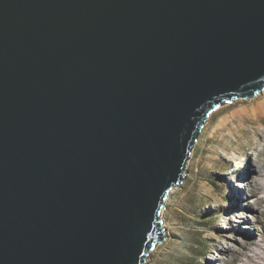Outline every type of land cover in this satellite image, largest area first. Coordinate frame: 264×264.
Returning <instances> with one entry per match:
<instances>
[{
	"label": "water",
	"instance_id": "obj_1",
	"mask_svg": "<svg viewBox=\"0 0 264 264\" xmlns=\"http://www.w3.org/2000/svg\"><path fill=\"white\" fill-rule=\"evenodd\" d=\"M264 89V0H0V264H144L210 114Z\"/></svg>",
	"mask_w": 264,
	"mask_h": 264
},
{
	"label": "rangeland",
	"instance_id": "obj_2",
	"mask_svg": "<svg viewBox=\"0 0 264 264\" xmlns=\"http://www.w3.org/2000/svg\"><path fill=\"white\" fill-rule=\"evenodd\" d=\"M160 217L164 239L144 264H264V89L210 114Z\"/></svg>",
	"mask_w": 264,
	"mask_h": 264
},
{
	"label": "bare ground",
	"instance_id": "obj_3",
	"mask_svg": "<svg viewBox=\"0 0 264 264\" xmlns=\"http://www.w3.org/2000/svg\"><path fill=\"white\" fill-rule=\"evenodd\" d=\"M243 118V117H242ZM245 122L247 123V125H249L250 127V132L252 133V136L256 134L257 132V126L258 123L257 121H255L252 117L245 119ZM244 123H241V125H243ZM241 131H243V127L241 128ZM251 136V137H252ZM241 198H242V192H241ZM245 226H247V224H245ZM241 234H247L250 235L251 231L250 230H245V229H241ZM251 236V235H250Z\"/></svg>",
	"mask_w": 264,
	"mask_h": 264
}]
</instances>
